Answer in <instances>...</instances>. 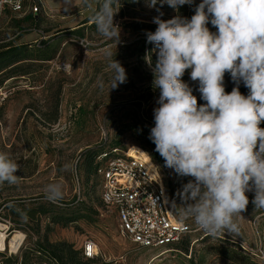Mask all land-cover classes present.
Here are the masks:
<instances>
[{"label":"rangeland","instance_id":"rangeland-1","mask_svg":"<svg viewBox=\"0 0 264 264\" xmlns=\"http://www.w3.org/2000/svg\"><path fill=\"white\" fill-rule=\"evenodd\" d=\"M44 1L50 11L40 13L37 21L24 19L23 14H4L0 18V47L11 44L25 46L29 51L44 50L41 41L29 45L39 40L38 30L48 36L47 45L55 47L52 60H27L22 64L24 75L11 77L0 85V151L9 153L21 165L16 173L21 177L18 184L0 185V232L5 236L0 238L5 246L0 253L6 255L0 256V264L5 263L6 257L35 249L46 229L50 242L65 241L76 249L93 242L98 250L94 264H264V210H255L251 202L254 195H247L249 205L241 214L243 218H234L240 226L238 235L225 233L211 237L194 220L182 219L180 206L184 201L179 193L193 178L179 176L165 164L160 169L170 204L191 227L184 238L188 251L177 248L178 252L160 256L165 251L163 248L138 249L119 235L113 216L101 209V180L93 172V161L87 174L85 154L93 151L96 155L101 145L107 143L122 151L131 149L148 160L133 128L139 123L154 127V108L158 107L160 91L153 88L154 65L150 66L149 57L157 53L153 51L154 45L147 42L145 29L121 26V22L153 23L159 12L143 1L136 11H128L125 18L116 19L121 28L117 50L114 42L105 41L97 33L96 27L87 28V33L80 38H85L82 42L87 43L85 48L72 32L81 30L76 26L90 14L95 0L86 11H83L87 6L83 0H75L76 7L70 11L65 9V0ZM200 2L194 0L192 5L180 6L178 12L164 5L160 8L161 19L176 15L190 19ZM208 27L216 31L211 24ZM67 29L72 31H63ZM57 32L61 33L55 35ZM142 41L145 49L150 46V55L146 50L143 57L140 55ZM109 43L116 52L113 59L120 61L127 72V82L112 90L109 86L112 74L100 51ZM227 81L225 77V83H230ZM260 127L264 128V121ZM66 164L72 168L65 170ZM75 171L78 183H75ZM50 183L62 184V200L46 199L45 190ZM18 202L23 206L17 208L22 214L14 217L9 206H16ZM39 204H44L49 214L40 216L37 229L36 223L25 214ZM59 215L79 218L66 225L50 222L51 216ZM17 231L23 234V241L16 250H11L10 240ZM30 257L37 264H49L38 253Z\"/></svg>","mask_w":264,"mask_h":264},{"label":"clouds","instance_id":"clouds-1","mask_svg":"<svg viewBox=\"0 0 264 264\" xmlns=\"http://www.w3.org/2000/svg\"><path fill=\"white\" fill-rule=\"evenodd\" d=\"M83 2L92 7L90 0ZM145 2L159 12L153 18L155 31L146 32L157 53L153 88L160 91L149 139L166 167L193 178L179 193L184 201L182 219L194 220L211 237L238 235L240 226L234 218H243L249 205L246 192L254 191L255 210H264V128L260 127L264 121V0H201L190 19L176 15L168 20L161 19L160 8L167 5L178 12L194 0ZM95 3L90 20L117 50L121 28L114 18L121 0ZM72 7L75 0H65V9ZM100 51L112 74L110 90L116 89L127 82L126 69L113 59L116 52L111 43ZM186 70L198 83L205 103L198 104L192 87L182 79ZM226 73L235 85L230 93L225 91ZM241 83L247 95L240 92ZM64 167L69 170L72 165ZM20 168L9 153L0 151V185L18 184ZM45 196L51 202L62 200V184H48Z\"/></svg>","mask_w":264,"mask_h":264},{"label":"built area","instance_id":"built-area-1","mask_svg":"<svg viewBox=\"0 0 264 264\" xmlns=\"http://www.w3.org/2000/svg\"><path fill=\"white\" fill-rule=\"evenodd\" d=\"M88 9L85 6L83 11ZM48 11L44 0H0V18L7 13L47 14ZM38 33L37 44L48 37L41 30ZM77 39L81 44L84 41ZM83 45L86 47L87 43ZM131 151L103 143L95 155V175L101 180V209L113 216L119 235L136 248L178 252L176 245L191 232V227L171 210L160 168L149 156L146 160ZM74 179L78 183L76 171ZM246 195L255 193L250 191ZM0 246L5 249L4 241ZM81 249L89 259L98 253L91 241Z\"/></svg>","mask_w":264,"mask_h":264},{"label":"trees","instance_id":"trees-1","mask_svg":"<svg viewBox=\"0 0 264 264\" xmlns=\"http://www.w3.org/2000/svg\"><path fill=\"white\" fill-rule=\"evenodd\" d=\"M145 0H138V2H133V0H121L122 7L119 11V13L115 16L114 20L116 19H123L127 16L128 11H136L138 6ZM92 2V0H90ZM87 7V6H86ZM89 7V6H88ZM97 5L95 4L94 7L91 8L90 14L86 16V19L76 26V29L81 30H75V32H72L75 37L77 38H83L84 33H87V28L95 29V24L92 23L90 20V17L92 16L95 8ZM9 14V13H7ZM38 14H32V13H26L24 19H33V21H37ZM16 15V14H13ZM133 18V16H128ZM129 25L133 26L135 29H145L146 32L152 31L154 32L157 25L155 23H144V22H135L131 21L128 22L126 20H123L121 22V26ZM75 29V28H73ZM63 31H69L72 30H63ZM61 31V32H63ZM74 31V30H73ZM61 32L55 33V35H58ZM85 39V38H84ZM35 41H32L29 43L33 44ZM40 44L45 45L44 50H40L39 48L34 51L27 50V47L22 46H12L11 44L3 45L0 47V76L8 75L7 77H4V79L0 77V85L2 83L16 75H24L25 72L22 70V64L25 63V61H32V62H39V61H49L54 58V50L55 47H51L50 45H47V41L41 40ZM150 46L148 45L145 49L144 42L142 41L141 47H140V55L143 57L144 50L147 51L150 55ZM36 51V52H35ZM151 63L155 65V62L157 60V56L151 55L150 57ZM4 73H6L4 75ZM190 71L186 70L184 76L182 79L189 84L190 87L193 89V94L197 97L198 104L205 103L202 99H200V93L198 91V83L193 82L189 75ZM227 82H230L228 84L225 83V91L231 92L232 88L235 86L230 75L225 74ZM239 90L242 94L247 95L248 89L241 83ZM152 126L144 125L143 123H139L137 127L133 128V133L139 137L141 140L142 148L143 150L148 154L149 158L152 160L154 164H156L159 168L160 166H163L165 164L163 158L159 155L158 152L155 150V144L149 139L150 130ZM111 146V145H109ZM92 163V169L95 174V153L93 151H88L87 154H85V163H86V172L87 174H90L91 166L90 163ZM161 170V169H160ZM162 171V170H161ZM165 183V182H164ZM166 186V184H165ZM167 190V188H166ZM168 197V192H167ZM19 199H17L18 201ZM6 202V199L3 200ZM169 201V197H168ZM18 204L16 206H9L11 210V214L14 217H20L22 212L18 211V207H23L21 204ZM169 205L173 213L178 216L177 210H174L170 204ZM21 211H26L24 208H21ZM49 214V209L46 208L44 204H39L35 208H32L31 210L27 211L25 214L30 220L34 221L36 223L37 229L39 227V218L40 216H47ZM79 218V216L74 217H67L64 218L61 215L59 216H51L50 222L52 223H61L63 225H66L67 223L76 221ZM38 231V230H37ZM184 236L182 240L176 245V248H180L185 253L188 251V243L184 242ZM237 244V243H236ZM192 245V244H191ZM239 245V244H237ZM243 249V248H242ZM38 253L39 255L46 258V260L49 262V264H94L96 261V258H86L82 254V249H76L74 248L73 244L67 243L65 241H57V242H50L47 239V229L45 233L39 238L38 242L35 244V249L28 248L25 249V251H22L19 255L6 257L4 264H37L35 261L33 262L31 260V255ZM0 256L5 257V254L0 253ZM46 264V262H43Z\"/></svg>","mask_w":264,"mask_h":264},{"label":"bare ground","instance_id":"bare-ground-1","mask_svg":"<svg viewBox=\"0 0 264 264\" xmlns=\"http://www.w3.org/2000/svg\"><path fill=\"white\" fill-rule=\"evenodd\" d=\"M23 237H24L23 234L20 233V232H18V231L15 232V233H13V236H12V238L10 240L9 248L11 250H16L20 246V244L22 243ZM0 238L1 239H4L5 238V236H4V234L2 232H0ZM0 250H3V247L2 246H0ZM165 252H168V251H166V250L165 251H162L159 255L161 256ZM157 256H154L153 258H155Z\"/></svg>","mask_w":264,"mask_h":264}]
</instances>
